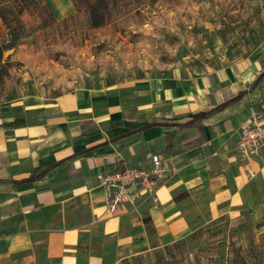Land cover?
Wrapping results in <instances>:
<instances>
[{
	"label": "crops",
	"instance_id": "crops-1",
	"mask_svg": "<svg viewBox=\"0 0 264 264\" xmlns=\"http://www.w3.org/2000/svg\"><path fill=\"white\" fill-rule=\"evenodd\" d=\"M75 80L16 101L28 120L0 106V264H116L146 250L149 224L176 237L197 214L263 203L264 146L245 161L235 143L248 107L264 106V48L192 74ZM150 153L171 170L157 199L105 211L98 175L147 168Z\"/></svg>",
	"mask_w": 264,
	"mask_h": 264
},
{
	"label": "rangeland",
	"instance_id": "rangeland-1",
	"mask_svg": "<svg viewBox=\"0 0 264 264\" xmlns=\"http://www.w3.org/2000/svg\"><path fill=\"white\" fill-rule=\"evenodd\" d=\"M0 46V106L47 100L77 78L192 74L257 53L264 0H0ZM14 105L12 121L28 120ZM191 219L176 237L147 225L150 245L116 264H264V200Z\"/></svg>",
	"mask_w": 264,
	"mask_h": 264
},
{
	"label": "built area",
	"instance_id": "built-area-1",
	"mask_svg": "<svg viewBox=\"0 0 264 264\" xmlns=\"http://www.w3.org/2000/svg\"><path fill=\"white\" fill-rule=\"evenodd\" d=\"M247 110V118L237 129L235 143L238 157L245 161L264 146V106H249ZM149 163L147 168L140 164H122L98 175L103 187L102 205L105 211L114 212L121 200L132 201L135 194L143 193L153 200L157 199V182L171 170L162 163L157 153L149 154Z\"/></svg>",
	"mask_w": 264,
	"mask_h": 264
},
{
	"label": "trees",
	"instance_id": "trees-1",
	"mask_svg": "<svg viewBox=\"0 0 264 264\" xmlns=\"http://www.w3.org/2000/svg\"><path fill=\"white\" fill-rule=\"evenodd\" d=\"M91 22H93L94 24H96L95 21H92V20H91ZM1 49H2V48H1V46H0V53H1ZM0 56H1V54H0ZM260 74H261V73H260Z\"/></svg>",
	"mask_w": 264,
	"mask_h": 264
}]
</instances>
